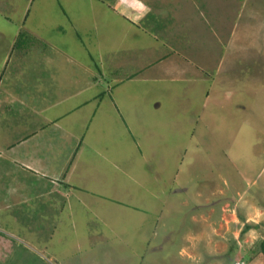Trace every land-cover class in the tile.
I'll use <instances>...</instances> for the list:
<instances>
[{"label":"rangeland","instance_id":"rangeland-1","mask_svg":"<svg viewBox=\"0 0 264 264\" xmlns=\"http://www.w3.org/2000/svg\"><path fill=\"white\" fill-rule=\"evenodd\" d=\"M118 13L136 20L123 30ZM72 19L84 33L71 35ZM136 28L145 61H157L152 75L170 81L135 105L139 130L152 133L140 150L150 161L126 186L106 188L117 202H93L98 214L63 184L59 204L14 198L7 145L26 129L1 120L0 264H264V0H0V107L54 75L59 38L77 37L92 54L107 52L102 44L130 54L121 37ZM145 103L153 113L142 127Z\"/></svg>","mask_w":264,"mask_h":264},{"label":"crops","instance_id":"crops-1","mask_svg":"<svg viewBox=\"0 0 264 264\" xmlns=\"http://www.w3.org/2000/svg\"><path fill=\"white\" fill-rule=\"evenodd\" d=\"M119 14L124 17L120 21L124 25L121 26L123 30L126 29L129 19L136 20L135 17ZM79 19L67 22L66 27H70L73 36L84 33L82 23L76 25ZM134 31L138 35L127 33L121 37L124 41H131L130 50L134 51L130 54L121 50L110 53L112 46L106 47L103 44L107 52L92 54L94 50L89 52L79 48L80 41L77 37L73 40L59 38L60 45L56 43L55 46L59 48L58 57L60 59L61 56L63 64L60 65V61L56 63L58 67L53 72L54 75L46 76V84L29 83L27 87L18 89L24 92L10 94V101L0 107V121L8 122L9 125L14 122L17 127L26 129L21 138L16 137L14 142L7 145L12 163L10 175L14 176L12 181L16 177L19 179L12 197L21 199L19 196L25 194H43L48 197L49 204H59L65 200L64 198L62 201V196L68 195L62 188L59 189L63 184V188L69 187L71 194H75L71 196L79 202H117L116 198L110 197L106 188H121V179L124 181L123 186H126V179L132 177L131 169H138L141 162L146 166L150 161L151 154L140 150H143L141 147L145 143L146 149L152 145V133L147 128L145 132L139 130L138 123L142 122L135 105L140 100L143 101L142 96L147 91L163 88V84L170 81L159 75H152L150 68L157 65V61L151 64L145 61L143 47H138V43L143 44L138 40L140 32L137 28ZM63 42L69 44V50H62ZM117 42L120 43L121 40ZM123 46L121 49H129L128 43ZM160 97L157 94L153 97V100L157 98L154 100L153 109L161 104ZM151 100L150 102H154ZM148 103H145L146 110L143 113L146 115L143 117L142 127L152 121V115L149 114L153 111L147 110ZM131 121L137 129V135L131 128ZM93 122L95 127L92 126ZM94 129L99 132L98 135H93ZM5 133L10 136L14 132ZM123 143L127 144L123 146ZM173 151L169 149L167 153ZM133 152H137L141 161L127 164ZM0 157L4 162L8 159L1 150ZM5 169L6 164H0V174ZM150 174L151 177L154 175L155 185L160 186L162 178L159 179L158 174L153 171ZM28 179L31 182L26 181ZM18 184L25 185L28 192L24 190L19 194ZM144 185L145 182L142 183ZM155 185L151 186L157 187ZM116 190L120 193L121 189ZM149 191V196L156 192L155 188ZM51 192L53 196L50 198ZM94 204L92 206L98 214L99 208ZM62 205L59 206L60 209Z\"/></svg>","mask_w":264,"mask_h":264},{"label":"trees","instance_id":"trees-1","mask_svg":"<svg viewBox=\"0 0 264 264\" xmlns=\"http://www.w3.org/2000/svg\"><path fill=\"white\" fill-rule=\"evenodd\" d=\"M257 250L264 257V237L257 242Z\"/></svg>","mask_w":264,"mask_h":264}]
</instances>
